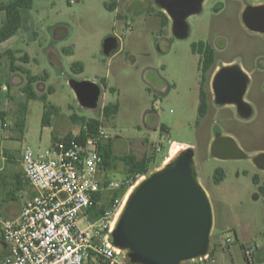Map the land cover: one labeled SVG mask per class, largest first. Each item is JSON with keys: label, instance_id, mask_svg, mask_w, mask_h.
<instances>
[{"label": "rangeland", "instance_id": "obj_1", "mask_svg": "<svg viewBox=\"0 0 264 264\" xmlns=\"http://www.w3.org/2000/svg\"><path fill=\"white\" fill-rule=\"evenodd\" d=\"M113 1L118 3L116 8L107 9L105 4ZM262 3L264 0H204L200 11L186 19L188 34L177 38L171 22L161 28L156 14L160 8L154 0H33L31 8L22 10V27L0 44V51L12 49L17 58L27 53L28 61L18 59L15 65L33 75L48 74L34 88L42 93L51 87L48 101L58 112L50 116L51 126L43 125V102L26 101L21 90L26 76L11 71L8 57H1L0 108L13 117L19 102H25L27 108L24 137L16 145H28L34 151L50 148L53 135L80 128L70 118L74 113L98 118L109 134L103 143L110 142L115 154H133L138 159L150 156L148 174L161 167L176 147L180 151L191 148L198 180L212 207L210 250L215 263L248 264L243 252L253 245V264H264V189L260 180L264 171L251 160L264 152V36L242 21L246 6ZM109 38L117 41V47L107 53ZM200 41L213 48L214 66H218L209 70L204 85L208 100L203 116L198 112L199 54L192 51V45ZM75 62L82 63V72L71 70ZM226 62L249 74L243 99L252 113L246 118L233 106L214 102L211 78ZM72 80L99 85L95 108L79 103ZM115 103L116 113L105 117L103 106ZM217 133L233 138L247 157L212 156L210 147ZM216 169L224 173L219 183L214 180ZM113 171L126 177L121 160ZM253 177L260 178L259 185ZM78 223L86 226L83 217ZM101 263L95 259L88 264Z\"/></svg>", "mask_w": 264, "mask_h": 264}, {"label": "water", "instance_id": "obj_2", "mask_svg": "<svg viewBox=\"0 0 264 264\" xmlns=\"http://www.w3.org/2000/svg\"><path fill=\"white\" fill-rule=\"evenodd\" d=\"M204 0H154L171 22L177 38L188 34L187 17L200 11ZM242 21L250 30L264 34V3L248 5ZM117 41L105 42L108 53ZM72 89L79 103L95 108L100 87L88 80H72ZM248 75L237 64L220 66L212 77L211 87L217 105H233L246 118L252 108L244 99ZM210 152L218 159H241L247 155L235 140L217 133ZM194 152L185 148L157 170L146 175L129 193L118 215L110 242L125 251L131 264H182L208 254L213 226L211 203L197 176ZM264 171V152L251 157Z\"/></svg>", "mask_w": 264, "mask_h": 264}, {"label": "built area", "instance_id": "obj_3", "mask_svg": "<svg viewBox=\"0 0 264 264\" xmlns=\"http://www.w3.org/2000/svg\"><path fill=\"white\" fill-rule=\"evenodd\" d=\"M9 128L8 122L1 121L2 159V140ZM108 137L100 127L83 143L60 140L37 151L23 146V177L36 194L24 202L17 217L0 214V234L7 245L0 264H88L95 259L131 264L125 251L111 244L110 233L124 198L141 176L133 182L103 167L98 145ZM123 188V195L114 197ZM82 217L84 227L78 223ZM225 241L229 243L231 238L227 236ZM255 252L253 245L244 249L248 264H253ZM191 262L216 264L209 252Z\"/></svg>", "mask_w": 264, "mask_h": 264}, {"label": "trees", "instance_id": "obj_4", "mask_svg": "<svg viewBox=\"0 0 264 264\" xmlns=\"http://www.w3.org/2000/svg\"><path fill=\"white\" fill-rule=\"evenodd\" d=\"M33 0H8L0 1V44L5 42L10 37L15 35L17 31L23 25L22 10L29 9L32 6ZM117 6V1H113L110 4H105V7L109 10H114ZM3 14V17H1ZM156 14L160 18L161 28L166 27L170 23V19L165 14L163 10H159ZM192 51L199 54V77H200V89H199V105L198 112L200 116H203L207 110V98L204 90V85L208 80V72L212 68L211 64L214 62V50L206 42L200 41L192 45ZM7 56L10 63L11 71H19L26 76V82L23 84L21 90L25 95L26 101L30 99H40L43 102V116L42 124L47 125L48 119L53 113L58 112V108L55 107L48 101V94L52 93V88L48 87L46 92L38 93L34 84L39 81H45L48 77V74L44 72L42 75H33L30 71L23 67L15 65V62L18 59H21L24 62L28 61L27 53H23L22 56L17 58L16 52L12 49H6L0 51V58ZM71 70L74 73H80L83 71V65L80 62H75L71 65ZM2 84L0 82V100H1ZM26 103L21 101L18 103V107L14 112V126L22 132L25 125V114H26ZM118 110V104H108L103 106V114L105 117H109L112 114L116 113ZM6 116V112L0 110V120H3ZM71 120L74 123L80 125V129L77 135L72 136L68 134L64 136L63 140L66 144L71 140H74L77 143H83L87 138L97 134L98 129L101 126V121L98 118H87L78 116L74 113L70 115ZM164 129L165 127L162 126ZM53 140H55V135H53ZM98 150L100 155L103 158V167L105 169L113 170L117 167V161L121 160L125 165V175L126 178L131 181H135L138 176H143L149 172V163L151 161L150 156L144 155L142 158H136L133 154H122L117 155L114 153L112 145L110 142L99 143ZM224 178V173L221 169H216L214 173V180L216 183H219ZM258 177H253V181L258 183ZM264 189V183L261 186ZM125 191V188L119 191L114 192V197L122 196ZM104 206H102L103 208ZM209 254L212 257L213 252L209 250ZM101 264H107L105 261H102ZM197 264V263H192Z\"/></svg>", "mask_w": 264, "mask_h": 264}, {"label": "crops", "instance_id": "obj_5", "mask_svg": "<svg viewBox=\"0 0 264 264\" xmlns=\"http://www.w3.org/2000/svg\"><path fill=\"white\" fill-rule=\"evenodd\" d=\"M0 110L3 109L0 108ZM3 120L8 122L10 128L7 137L2 140V147L5 158L2 159L0 157V214L6 218H15L20 214L24 202L35 196L36 190L31 185H29L23 177L21 153L22 148L25 144H21L20 147L16 145V142H19L21 139H23L24 130L20 132L14 126L13 115L10 116L8 115V113H6V116ZM3 120H0V125L1 121ZM51 124L52 121L49 118L47 125L51 126ZM79 129L80 128H77L76 130H65L61 133L60 136L55 135V140L52 141V144L60 141L64 136L68 134H71L72 136L77 135ZM173 143L186 145L185 143L181 142ZM259 181L260 180L258 179V183H256L257 185H259ZM6 254L7 245L3 241L0 234V262Z\"/></svg>", "mask_w": 264, "mask_h": 264}, {"label": "bare ground", "instance_id": "obj_6", "mask_svg": "<svg viewBox=\"0 0 264 264\" xmlns=\"http://www.w3.org/2000/svg\"><path fill=\"white\" fill-rule=\"evenodd\" d=\"M179 151H180V146H179V147H176L175 149H173V150L170 152L169 156H167V157L165 158V160L163 161V165H164L165 163H167L170 159H172L174 156H176V155L179 153ZM163 165H162V166H163ZM157 169H158V168H157ZM157 169H156V170H157ZM143 178H144V176H141V177L138 179V181H137L136 183H134V185L129 189V191H128L126 197L124 198V201H123V203H122L120 209L118 210V212H117V214H116V216H115L116 218H115V220H114L113 223H112L113 226H114L115 221H116L118 215L120 214V212H121V210H122V208H123V206H124V204H125V201H126L128 195H129V193L133 190V188L135 187V185H136L137 183H139V181H141Z\"/></svg>", "mask_w": 264, "mask_h": 264}, {"label": "flooded vegetation", "instance_id": "obj_7", "mask_svg": "<svg viewBox=\"0 0 264 264\" xmlns=\"http://www.w3.org/2000/svg\"><path fill=\"white\" fill-rule=\"evenodd\" d=\"M162 10V9H161ZM260 33V32H259ZM260 34H262L263 36H264V34L263 33H260ZM231 62H226V63H224V65H229ZM210 67H218L217 65L216 66H214V62L211 64V66ZM217 71V70H216ZM215 71V72H216ZM215 74V73H214ZM213 74V75H214ZM248 75V84H249V81H250V77H249V74H247ZM213 77V76H212ZM211 81H212V78H211ZM206 83H208V80H207V82ZM205 83V84H206ZM248 84H247V87H248ZM210 86H211V84H210ZM247 89V88H246ZM211 90H212V87H211ZM206 93V92H205ZM212 93H213V91H212ZM206 98H207V100H208V97H207V94H206ZM213 99H214V94H213ZM228 105H230V104H228ZM231 106H233V105H231ZM234 108H235V106H233ZM236 110V109H235ZM236 113H237V111H236ZM238 114V113H237ZM239 115V114H238ZM240 116V115H239ZM212 144V143H211ZM260 179V178H259ZM260 180H262V182L264 183V178L263 179H260Z\"/></svg>", "mask_w": 264, "mask_h": 264}]
</instances>
